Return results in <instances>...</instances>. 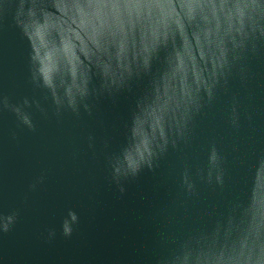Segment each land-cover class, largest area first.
Wrapping results in <instances>:
<instances>
[{"label": "water", "instance_id": "water-1", "mask_svg": "<svg viewBox=\"0 0 264 264\" xmlns=\"http://www.w3.org/2000/svg\"><path fill=\"white\" fill-rule=\"evenodd\" d=\"M20 3L0 0V264H264V0H204L217 6L224 41L216 69V36L203 59L193 39L215 30L211 9L189 21L174 0L205 84L187 114L169 112L167 143L158 140L151 167L143 161L135 175L125 160L135 118L163 95L165 82L179 91L172 74L183 42L175 24L147 66L138 57L115 82L77 49L84 91L74 88L69 104L67 62L54 74L53 94L18 23L28 22L32 7L37 18L41 10L60 14L52 0H24L18 16ZM237 5L244 27L229 33L227 13ZM54 56L45 60L49 73Z\"/></svg>", "mask_w": 264, "mask_h": 264}, {"label": "clouds", "instance_id": "clouds-1", "mask_svg": "<svg viewBox=\"0 0 264 264\" xmlns=\"http://www.w3.org/2000/svg\"><path fill=\"white\" fill-rule=\"evenodd\" d=\"M34 4L35 0H33ZM52 7L60 14L59 16L53 12L41 10V18H37L35 8L32 7L27 12L28 22L18 21V23L22 24L24 35L31 41L34 51L32 60L39 64L43 84L52 89L53 94H55L54 74L59 71L62 61L67 62L72 75V84L67 89L69 104L74 103V88L81 94L84 91L77 84V69L82 63L76 55L77 49L87 60H92L94 57L102 74L112 78L115 82L123 78L126 73L131 74L132 64L138 57L142 56L144 65L147 66L151 52L155 50L161 38L167 40L170 25L175 24L183 42V53H177V66L172 74L173 80L179 79V91L177 92L175 86L165 82L163 95H157L156 99L142 110V114L135 118L132 129L134 143L125 153L127 167L134 175L143 161H149L151 167L150 157L153 155V145L158 140L167 143L166 116L169 112L174 113L181 108L184 114H187L189 106L196 103L195 93L199 92L201 86L205 84L202 70L197 65L192 52V43L185 33L180 13L176 10V3L174 0H124L123 4L119 0H87V3L82 4L78 0H71V2L70 0H52ZM205 7L211 9L212 17L216 20L215 30L204 29L203 41L201 33L194 32L193 39L203 59L204 46L213 43L210 37L216 36L214 42L220 50V56L214 61L213 68H221L225 62L224 41L219 34L220 22L217 16V6L212 3L205 4L204 0H179V8L189 21L194 19L197 9L203 12ZM225 8L226 5L222 2L219 5V11L222 12ZM23 9L24 0H21L18 16L23 15ZM203 19L206 23L209 22L207 15ZM244 19L243 6L237 5L234 11H228L227 32H232L234 28L235 31L242 32ZM137 26L140 28L139 41L136 38ZM54 32L58 35V39L53 37ZM38 36L42 37L39 44L36 40ZM49 53L55 54L56 69L53 73H49L45 67V60ZM130 53L131 59L129 58ZM185 58L191 64L192 84L188 82L189 67ZM25 123L30 124V121L25 118ZM69 217L73 222L77 220L74 212L70 211ZM13 219L12 216L6 218L3 224L4 231L8 230ZM71 232L70 222L65 220L63 233L68 236Z\"/></svg>", "mask_w": 264, "mask_h": 264}]
</instances>
